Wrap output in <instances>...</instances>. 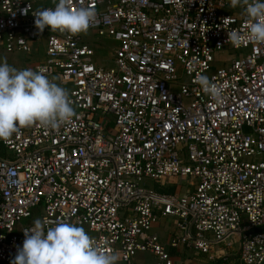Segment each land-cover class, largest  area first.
<instances>
[{
  "label": "built area",
  "instance_id": "obj_1",
  "mask_svg": "<svg viewBox=\"0 0 264 264\" xmlns=\"http://www.w3.org/2000/svg\"><path fill=\"white\" fill-rule=\"evenodd\" d=\"M71 7L95 9L89 30L117 43L113 67L97 65L81 35L38 32L33 13L55 5L0 0V53H31L45 39L36 71L68 87L75 111L59 128L34 124L0 140V264H11L36 216L88 229L125 264L138 254L178 264L172 252L183 250L208 264H264V232L255 231L264 225V44L248 39L247 15L227 13L230 0ZM234 29L236 46L227 43ZM227 48L243 56L217 61ZM198 75L223 86L221 102ZM172 178H192V192L144 186ZM166 218L175 229L163 242L153 228Z\"/></svg>",
  "mask_w": 264,
  "mask_h": 264
},
{
  "label": "clouds",
  "instance_id": "obj_2",
  "mask_svg": "<svg viewBox=\"0 0 264 264\" xmlns=\"http://www.w3.org/2000/svg\"><path fill=\"white\" fill-rule=\"evenodd\" d=\"M231 7H241L251 21L248 39L264 44V0H230ZM39 33L46 28L73 36L87 34L97 22V12L91 7L73 10L71 0H58L55 8L33 13ZM227 43L239 45L238 30L227 33ZM203 91L221 102L223 86L198 75L196 81ZM75 116L68 91L53 82L43 70H18L5 60L0 63V140L9 139L21 128L39 124L59 128ZM25 240L17 247L11 264H117L118 252H110L75 223L58 222L47 226L39 218L24 230Z\"/></svg>",
  "mask_w": 264,
  "mask_h": 264
},
{
  "label": "rangeland",
  "instance_id": "obj_3",
  "mask_svg": "<svg viewBox=\"0 0 264 264\" xmlns=\"http://www.w3.org/2000/svg\"><path fill=\"white\" fill-rule=\"evenodd\" d=\"M52 2H54L55 0H51ZM227 13H230L234 16H237L238 18H242L243 17V9L239 6L237 7H230L229 9H227ZM82 37L84 38L85 42H87V40H90V42L94 45H91L92 48L95 50V55H94V62L97 65H100L104 68H111L114 66V59L112 60V49L111 46L113 45L112 43V39L108 38V36H98V33L96 30H89L87 34L83 35ZM87 39V40H86ZM90 42L88 44H90ZM227 52L224 53H219L216 54V58L217 61H221L222 59H231V58H239L241 56H243V52L242 51H235L232 48H227L226 49ZM23 54V53H22ZM14 54H8V53H1L0 54V63H3L5 60L7 61V63L10 65L12 64V59H8L10 56H12ZM229 56L231 58H229ZM46 59V42L45 39H43L40 43L36 42L33 44V51L30 54H25L24 55V61L25 62H29V65H33V64H39L44 62V60ZM228 61H225V63H227ZM223 63H216V65H222ZM53 82L57 83L58 85H60L61 87H63L60 84V81H58L56 78L52 79ZM68 91V87H63ZM110 121L107 123V127L108 128H114L115 126V120L113 116H109ZM191 181H193L192 178H188V180H181V179H168L165 183L162 182H156L154 180L151 179H146L145 180V187L149 188V189H155L157 191H163L166 193H175V192H179L182 193L183 195H188L190 194V192H192L193 187H191L190 183ZM181 194V195H182ZM40 217H34L33 219L29 220L30 222L33 223V221L35 219H37ZM171 223H170V221ZM174 221V219L172 218H166L165 220H161L159 223L161 224V227L156 228L155 227L159 224H156L155 227L153 228L154 232H159L161 233L162 231H164L165 228L170 229L169 226L170 224H172V222ZM167 223V224H166ZM174 224V223H173ZM85 231L90 235L91 233L89 232L88 229L84 228ZM174 229H175V225H174ZM174 229H171V232H173ZM256 232H264V225L260 226L258 228L255 229ZM233 240V242H235V245L233 246L234 248V252H237L238 250V242L235 239H231ZM230 240V241H231ZM162 241L166 242L167 239L162 237ZM146 260H147V264H154L155 262V258L153 255L151 254H145ZM117 264H125V263H117ZM208 264V263H207Z\"/></svg>",
  "mask_w": 264,
  "mask_h": 264
},
{
  "label": "crops",
  "instance_id": "obj_4",
  "mask_svg": "<svg viewBox=\"0 0 264 264\" xmlns=\"http://www.w3.org/2000/svg\"><path fill=\"white\" fill-rule=\"evenodd\" d=\"M29 1H35V5L38 7V8H44V7H49V6H54L56 5V3H58V0H55L54 2H52L51 0H29ZM82 36V34H80ZM85 35V34H83ZM84 40V38H83ZM87 40V39H86ZM42 41V40H41ZM40 41V42H41ZM113 45L111 46V49H112V60L114 59V49L115 47L117 46V43L114 42L113 40H111ZM39 42V43H40ZM46 42V41H45ZM85 42V40H84ZM87 42L89 43L90 40H87ZM86 43V42H85ZM87 43V44H88ZM90 46L91 45H94V43L92 44L90 42L89 44ZM33 51V50H32ZM2 52V51H1ZM5 53V52H3ZM23 52H14V53H11V54H14L12 56H10L8 59H12V64H10V66L18 69V70H24V69H32L34 71H36V67L40 64H33V65H29V62H25L24 61V55L25 54H30V53H23ZM1 54V53H0ZM2 58V57H1ZM0 58V59H1ZM100 66V65H99ZM55 79V78H54ZM57 79V78H56ZM58 80V79H57ZM59 81V80H58ZM64 87V86H63ZM162 220H165V219H162ZM161 221V220H160ZM159 221V222H160ZM170 221V220H169ZM158 222V223H159ZM157 223V224H158ZM171 223V221H170ZM174 223V224H173ZM167 224V223H166ZM174 225H175V221L172 222V224H170L169 228L170 229H167L165 228L164 231H162L161 233L159 232H156L158 233L160 236H161V239L162 237L163 238H166L167 241L170 239V237L172 236V233L171 232V229H174ZM161 227V224L159 223L156 227V228H159ZM154 232V230H153ZM91 236V234H90ZM166 241V242H167ZM173 255H175V259H176V262L179 264L180 262L183 263V264H207L208 263V260L206 258V256L202 255V254H199L195 251H191V250H183V251H180V252H172ZM117 263H124L122 262L120 259L118 260ZM133 264H147V260H146V257H145V254H138L137 257L134 259L133 261Z\"/></svg>",
  "mask_w": 264,
  "mask_h": 264
},
{
  "label": "trees",
  "instance_id": "obj_5",
  "mask_svg": "<svg viewBox=\"0 0 264 264\" xmlns=\"http://www.w3.org/2000/svg\"><path fill=\"white\" fill-rule=\"evenodd\" d=\"M161 192H163V191H161Z\"/></svg>",
  "mask_w": 264,
  "mask_h": 264
}]
</instances>
